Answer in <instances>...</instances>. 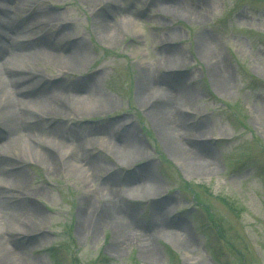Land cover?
Returning <instances> with one entry per match:
<instances>
[{
    "label": "rangeland",
    "instance_id": "1",
    "mask_svg": "<svg viewBox=\"0 0 264 264\" xmlns=\"http://www.w3.org/2000/svg\"><path fill=\"white\" fill-rule=\"evenodd\" d=\"M103 2L115 8L110 30L97 23ZM0 7L10 10L0 11V17L13 21L10 27L0 25V38L18 35L21 29L23 42L43 37L50 46L57 44L51 53L31 51L19 57L16 65L38 74L49 90L64 86L73 93L80 88L92 91L95 101L79 106L67 99L69 112L58 116L49 99L39 100L23 113L80 137L82 154L91 163L87 181L86 172L67 164L77 162L76 154L61 145L51 143L58 154L54 166L29 155L22 140L1 146L8 138L0 123V153L29 159L28 204L38 212L35 228L40 231L13 236L24 245L27 262L55 264L49 251L60 248L63 264H72V255L82 264H95L101 257L107 260L100 264H170L169 249L178 264H217L206 236V212L185 189L192 184L209 190L211 196L199 190L201 198L226 234L242 241L235 243L243 253L248 251L246 264H264V88L257 87L264 83V0H0ZM40 12L53 14L57 21L37 32L29 24ZM63 35L62 43H53L55 36ZM81 44L89 55L76 66L70 52ZM212 59L228 71L224 89L215 80ZM171 86L173 94H189L188 107L173 109L185 127L203 131L193 146L203 156L212 152L209 168L187 161L174 130L145 105L151 98H165L159 93L154 97L153 88ZM235 119L244 128L234 126ZM32 130L44 142L42 132ZM125 132H131L138 150L123 143ZM151 181L159 188L150 187ZM110 187L119 195L118 221L94 230L96 219L102 221ZM218 197L229 199L236 215ZM87 198L94 207L82 224L80 212ZM164 232L191 241L190 251L172 244ZM120 239L123 246L113 250ZM140 239L155 248L150 255L143 254ZM220 249L225 260L235 264L228 250ZM4 257L0 264H14Z\"/></svg>",
    "mask_w": 264,
    "mask_h": 264
},
{
    "label": "bare ground",
    "instance_id": "2",
    "mask_svg": "<svg viewBox=\"0 0 264 264\" xmlns=\"http://www.w3.org/2000/svg\"><path fill=\"white\" fill-rule=\"evenodd\" d=\"M100 6L101 9L96 13L98 26L106 27L110 30L109 28L112 24V20L116 16L114 12L115 8L114 10L111 9V4L109 2H103V4L100 3ZM0 11L8 12L10 10L2 7ZM10 13L7 16L8 19L10 18ZM56 21L57 17L53 14H50L49 12H40L29 25H31L30 27L33 26L37 32H42ZM12 23V20L0 17V25L5 27H8L9 25L10 27V24L12 25ZM15 27L16 29H19L17 25H15ZM13 29L14 28L11 30L13 31ZM20 31L21 29L18 30V35L0 38V123H2L5 130L3 135L8 138V141L4 144L2 143L1 146L11 145L14 142L22 140L24 141V149L29 153V155L40 156L45 163L54 166L53 162L58 159V154L54 147L51 146V143L61 145L68 149L70 154H76L74 156L76 157L77 162L69 160L67 164L70 168H79L82 170V173L86 172L85 178L87 181L88 170L86 167H90L91 163L89 159L82 154L85 149V145L80 141V137H77L76 134H64L53 125L46 127L39 123L38 120L36 123L35 120L37 117L28 116L25 118L23 113L28 106H34L33 104H36L39 100L48 101L49 99L51 103L54 104L53 113L58 116H63L69 112L67 99L73 101L72 104L79 106L88 105L93 102L95 103L94 99L91 97L92 91L83 93L80 88H75L76 90L73 91V93H67L64 86H62L63 88L59 87L58 89L52 88V90H49V88L44 87L41 84L40 81H42L43 78L39 77L38 74L27 71L16 65V60L19 57L29 55L31 51H48L51 53L57 45L53 44L50 46L43 37L23 42L21 36L19 35ZM65 38L66 35L61 37L59 36L58 38L55 36L53 38V43H62L60 41ZM88 55L87 50L81 44L78 47H73L71 49L69 58L74 61L76 66H80L85 63ZM210 66L212 72L216 76L215 80L217 84L224 89L225 79L228 76L226 67L221 63V61H217V63H215V59L211 60ZM218 70L221 72H217ZM172 87L173 86L168 89H158L157 87L153 88L154 97H156V94L159 93L165 98L163 100L151 98L146 101L145 105H150V112L154 110L157 118L167 124V126L170 127V130H174L175 136L178 138L183 149V155L188 158L187 161L194 164L198 163L204 168H209L210 164L208 163V159L213 156L212 152L205 151L207 155L203 156L202 153L199 150H196L193 146V139L196 138V136H201L203 131H201L200 128L185 127L183 124V118H181L177 114L176 110L173 109L175 106L184 108L188 107L190 101L189 94L175 90L174 93H177L175 95L171 91ZM83 94L86 95L82 97ZM163 107L168 111L167 114L163 109L158 110ZM152 114L153 113H151V115ZM32 127H36L38 131L42 132V137L45 138L44 142L43 140L37 139L35 135H32ZM123 139V143L128 144V148L132 145L136 149V144L132 140L131 132H125ZM197 147H199V145ZM10 156L9 159L6 155L0 153V258L5 256V259L12 260L14 264H32V262H27L23 258L22 250L24 249V245L22 246L18 242H15V238H13L15 234L33 235L34 233L40 231L35 228L39 225V222L35 221L40 219L38 212L36 210H32V208L30 210V204H28L30 203L31 198L27 196L29 194L26 186L28 185L29 175L25 165L28 164L29 159L26 158L22 160L18 157ZM64 157L65 156H62L63 160L66 161ZM17 158L20 159L19 163L15 160ZM183 161L185 164L186 160L183 159ZM151 185L149 184L152 188H159V185L155 181H151ZM111 189L112 187L106 189L104 199L105 203L102 208L105 210L103 213L104 215L102 221L99 222V218L96 219V223L93 225L94 230L101 223L111 224L114 221H118L117 207L119 204V195L115 196L113 190ZM83 205L84 208L80 212V219L82 224H87L89 221V211L94 207L91 202V198L83 199ZM163 225L172 228L176 227V229L180 227L178 224L170 222H164ZM6 227H8L7 230H10L11 233L5 231L4 228ZM117 228H123V225H121V227L118 226ZM1 230H3L4 233L2 232L1 234ZM164 234L170 238L172 244L184 247L186 250L190 251L189 249L192 247L191 241L182 240V236H179L180 234H172V236H170L169 233L164 232ZM140 242L142 243L143 254L150 255L154 251L155 248L149 241H141L140 239ZM123 243L124 241L121 239L116 241L113 250H119L123 246Z\"/></svg>",
    "mask_w": 264,
    "mask_h": 264
},
{
    "label": "trees",
    "instance_id": "3",
    "mask_svg": "<svg viewBox=\"0 0 264 264\" xmlns=\"http://www.w3.org/2000/svg\"><path fill=\"white\" fill-rule=\"evenodd\" d=\"M260 84L257 85V87L264 88V83H260ZM234 121H235L234 126H238L239 124L241 128H244L243 126L245 125L243 122H240V120L238 119H235ZM246 156H248V154H246ZM261 176L264 177V173H262ZM185 189L188 191H191L194 200L197 202L199 206H201V208H204L206 212V214H204L207 220L205 222L206 223L205 228L207 229L206 231L208 232L206 236L211 246L210 248L211 254L213 255L216 263L217 264H231L228 262V260L226 261L222 255V251L220 248L223 247L226 250H228L229 252L228 254H230L229 256H231L234 259L235 264H246L248 262L247 258H249V255L247 254L248 251L245 250L246 253L245 252L243 253V251H241L236 246V243H235L236 241H240V239L239 240L235 239L230 234H226V230L222 226L221 220L215 215L212 208L208 206L204 200H202L201 193L199 192V190H202L205 194H208L209 190L201 186L192 185V184H186ZM208 195L211 196V194H208ZM217 200L221 203V205L228 212H230L233 215H236L235 205L229 199L218 197ZM240 243H242V241H240ZM216 245L218 247H216ZM57 250H60V248L53 249L50 251L52 256L54 257L53 259L55 261V264H63L62 259L58 258ZM167 254L169 257L170 264L179 263L178 256L175 255L171 250L167 249ZM106 260H107L106 258L101 257L100 259H98V261L95 264H100L102 262H105ZM70 261L72 262V264H82L81 261L76 256H73V255L70 258Z\"/></svg>",
    "mask_w": 264,
    "mask_h": 264
}]
</instances>
